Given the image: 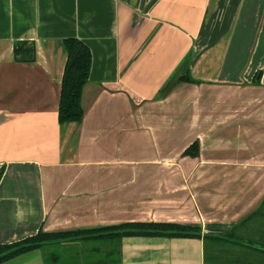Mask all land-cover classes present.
I'll return each instance as SVG.
<instances>
[{"label": "crops", "instance_id": "obj_1", "mask_svg": "<svg viewBox=\"0 0 264 264\" xmlns=\"http://www.w3.org/2000/svg\"><path fill=\"white\" fill-rule=\"evenodd\" d=\"M72 38L93 60L84 119L62 125ZM186 62L194 83L164 95ZM1 172L0 246L158 223L200 237H125L121 264H264V214L243 225L264 203V0H0Z\"/></svg>", "mask_w": 264, "mask_h": 264}, {"label": "trees", "instance_id": "obj_2", "mask_svg": "<svg viewBox=\"0 0 264 264\" xmlns=\"http://www.w3.org/2000/svg\"><path fill=\"white\" fill-rule=\"evenodd\" d=\"M67 52V64L64 71L61 98L59 106V123L81 124L85 111L82 106L84 89L89 81L92 67V52L90 48L78 39H67L64 41ZM15 58L22 63L34 62L36 59V50L34 44L20 42L15 46ZM261 74L255 78V83H259ZM194 83L186 62L178 74L177 79L169 83L164 89V95L178 84ZM191 157L199 156V143H195L185 153ZM3 172L0 173V181ZM262 210L247 219L248 223L257 216L264 214V203ZM263 212V213H262ZM233 230L228 237L236 235ZM200 231L179 225L158 224V223H126L118 226L95 230H78L58 233H46L40 231L37 235L27 238L21 242L0 246V264L15 259L21 255L27 254L37 249H46L56 246L64 247L68 243L83 244L80 249L81 255L90 253L92 256L85 257L80 262L71 261V255H57L51 253L48 256V264H121V241L125 237H168V238H187L200 237ZM219 239V238H217ZM222 238H220V241ZM255 241H249L248 244L254 247ZM107 247V249H104ZM99 254H103L101 257ZM116 258H114V256ZM208 255V254H207ZM207 262L209 259L207 257Z\"/></svg>", "mask_w": 264, "mask_h": 264}, {"label": "rangeland", "instance_id": "obj_3", "mask_svg": "<svg viewBox=\"0 0 264 264\" xmlns=\"http://www.w3.org/2000/svg\"><path fill=\"white\" fill-rule=\"evenodd\" d=\"M67 248H69V247H67ZM70 248H72V247H70ZM62 249H63L62 246H56L51 251H53L57 255H61L60 253H62L63 255L69 254V255H71L69 259L71 261L73 260L76 262H78V261L82 262L85 260V257H87V256H84L85 253L83 255H81L82 251L80 249H78V250L76 248H73L72 250L71 249H63L62 250ZM100 256L103 257L104 255L102 254ZM116 256L117 255H115L114 258H116Z\"/></svg>", "mask_w": 264, "mask_h": 264}]
</instances>
